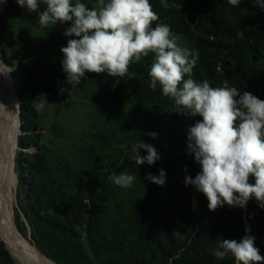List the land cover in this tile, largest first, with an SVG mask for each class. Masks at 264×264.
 <instances>
[{"label": "trees", "instance_id": "obj_1", "mask_svg": "<svg viewBox=\"0 0 264 264\" xmlns=\"http://www.w3.org/2000/svg\"><path fill=\"white\" fill-rule=\"evenodd\" d=\"M150 3L159 16L153 26L169 25L180 46L198 53L194 80H207L212 87L235 86L264 100V11L254 8L253 0H241L239 7L230 5L228 0ZM13 6L8 0L0 14V52L13 65L12 74L18 81L24 131L19 146L28 149L38 144L33 102L41 92L34 90L22 69L19 52L4 38L7 18L15 12ZM152 62L151 54L133 62L129 72L136 75L124 80L136 102L150 106L153 116L149 122H156L154 125H159L160 130L165 127L162 137L174 144L159 148L165 175L174 178L169 195L161 193V186H148L137 200L128 204L116 202L111 197L116 195L117 185L106 182L108 174L97 171V160L95 167L79 179L77 189L70 191L66 188L73 186L63 188L47 182L50 169L40 150L26 151L17 159V165L25 204L34 219L33 238L48 246L47 254L54 260L59 261L52 254L56 243L58 251L69 252L83 264H234L231 255L216 260L213 249L220 239L239 241L245 235L255 238V246L264 256V208L255 197L244 208L225 204L211 211L203 193L193 185L185 186V177L194 178L201 170L194 157L187 154L186 144L188 128L202 118L177 112L174 100L164 96L159 85L155 90L150 87ZM104 95L113 110H121L124 93L120 87H111ZM166 120H172L171 127L166 126ZM139 154L147 155L145 150ZM134 155H124L114 171L133 174L139 166ZM249 182L254 184L255 178L250 177ZM0 261L16 264L2 242Z\"/></svg>", "mask_w": 264, "mask_h": 264}, {"label": "clouds", "instance_id": "obj_2", "mask_svg": "<svg viewBox=\"0 0 264 264\" xmlns=\"http://www.w3.org/2000/svg\"><path fill=\"white\" fill-rule=\"evenodd\" d=\"M7 0H0V4ZM29 12L39 13L38 23L48 29L60 23L71 22L64 35L68 39L61 47L62 69L66 83L80 85L85 73H107L118 85L129 72L133 62L153 56L150 66V87L157 85L166 97H171L177 112L189 117H201L187 130L186 151L200 166L195 177L186 176L185 186L193 185L203 193L211 211L225 204L230 208H244L255 197L264 208V100L235 86L212 87L207 80L192 78L198 53L178 44V37L169 25L153 23L159 20L150 0H95L89 6L84 0H16ZM239 7L241 0H228ZM253 7L264 11V0H253ZM71 87V88H72ZM47 98L34 100L35 111L44 109ZM148 135L153 138L156 133ZM121 147H124L121 145ZM147 152L141 156L140 150ZM137 165H153L160 159L154 146L138 141L132 148ZM250 177L255 183H250ZM122 188L132 186L135 174L125 172L109 176ZM145 179L154 184H165V172L148 174ZM246 231H248L246 229ZM213 255L222 261L229 255L234 264H264V256L255 246V238L245 235L239 241L220 239Z\"/></svg>", "mask_w": 264, "mask_h": 264}, {"label": "rangeland", "instance_id": "obj_3", "mask_svg": "<svg viewBox=\"0 0 264 264\" xmlns=\"http://www.w3.org/2000/svg\"><path fill=\"white\" fill-rule=\"evenodd\" d=\"M11 1L14 3L15 12L10 13L7 18L4 38L19 52L18 58L21 60L22 69L27 79L35 86L34 90L41 92L40 95H45L48 102L43 110L35 111L37 114L35 131L39 133L38 144L31 145L28 149L21 148L19 138L24 131L20 116L21 101L18 96V81L12 74L13 65L4 59L0 52V69L12 81L18 105V133L12 156L14 184L9 202L14 226L23 238L37 247L38 251L52 263L83 264L71 257L69 252L58 251L59 247L56 243H54L56 249H53L52 254L55 258H59V261L54 260L47 254L46 247L48 246L43 245L41 241L38 243L33 238L31 227L34 219L25 204V191L20 185L17 159L23 152L40 150L46 156L45 159L50 169L51 175L47 182L52 185L59 184L63 188L67 185L73 186L74 188L66 189L75 191L80 182L79 179L85 175L84 172L95 167V160L99 166L97 171L100 174H108L106 182L111 184L113 181L109 179V176L113 173L119 175L114 171V167L120 165L123 156L131 154L133 146H136L138 141L150 144L155 147L160 159L153 165L147 163L139 165L133 173L137 179L132 186L128 188L117 186L116 195L111 197L116 202L128 204L130 201L137 200L146 187L160 186L145 177L148 174L158 176L160 170H164L163 154L159 148L174 147V144L162 137L165 127L160 130L159 125H154L156 122L153 124L149 122L153 116L150 106L144 102H136L127 81L121 80L116 85L124 93L121 110H113L104 95L116 81V78L108 76L106 72L85 73L80 85L76 87L67 84L66 74L62 69L63 54L60 49L67 45L68 39L75 38L64 35L65 29L71 25L57 22L56 25L45 29L38 23L39 13L46 9L45 5L41 4L37 11L29 12L26 6L22 8L18 6L16 0ZM84 2L90 7L95 4L92 0H84ZM6 4L7 2L3 3L0 14L5 11ZM171 121L166 124L167 127H171ZM127 122L130 123L129 126ZM152 132L157 134L155 138L148 135ZM122 172L125 171L122 170ZM173 179V176L165 175V184L161 186V193L169 195L175 185ZM47 239L53 243L52 239ZM0 242L3 243V248L12 257L14 263L22 264L15 258L1 236Z\"/></svg>", "mask_w": 264, "mask_h": 264}, {"label": "bare ground", "instance_id": "obj_4", "mask_svg": "<svg viewBox=\"0 0 264 264\" xmlns=\"http://www.w3.org/2000/svg\"><path fill=\"white\" fill-rule=\"evenodd\" d=\"M2 7L3 3L0 4V9ZM17 110L14 85L0 69V236L22 264H54L17 232L10 210L9 202L14 184L12 156L18 133Z\"/></svg>", "mask_w": 264, "mask_h": 264}]
</instances>
